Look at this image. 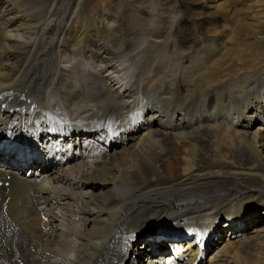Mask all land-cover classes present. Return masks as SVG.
I'll list each match as a JSON object with an SVG mask.
<instances>
[{"label":"bare ground","instance_id":"obj_1","mask_svg":"<svg viewBox=\"0 0 264 264\" xmlns=\"http://www.w3.org/2000/svg\"><path fill=\"white\" fill-rule=\"evenodd\" d=\"M95 1L0 0V264H264V0L174 2L171 73L144 0Z\"/></svg>","mask_w":264,"mask_h":264},{"label":"rangeland","instance_id":"obj_2","mask_svg":"<svg viewBox=\"0 0 264 264\" xmlns=\"http://www.w3.org/2000/svg\"><path fill=\"white\" fill-rule=\"evenodd\" d=\"M121 1L125 5L130 3V0H121ZM178 1H180V0H144V1H142L144 8L151 13V16L148 18V20H149L150 24L155 25V27L152 29V32L147 31V32H144V34H143V32L138 31L137 36L144 39L146 44H144L143 41H141L139 43V46L142 45V47H144V45H145L144 48L139 47V49H145V50H141V51L134 53V55H135L134 61L135 62L142 63V64H144V66H146V67L148 66L147 68L150 67L149 69H157L158 68V71H156V72H164L163 71V69H164L165 71H169L171 73L172 72L171 63H176L179 66L178 56L175 54L176 49L173 50L174 46L172 47V50H173L172 52L170 49L171 47L169 45L165 46L166 48L170 49L169 51H168V49L166 51L165 50L166 48L164 46H163L164 48L162 47V48L155 50L158 53V55H155V56H152V55L156 52L155 51L151 52L152 49L149 46V41H152V40L161 41L162 39L166 40V39H169L172 37V33L174 31V27L176 24V15H177L176 9L174 6V2H178ZM224 2H227V1H224ZM102 5H103L102 1H100V0L95 1L94 3L89 5V7L85 13L86 21L88 23L93 24V27H95L96 22H100L101 24H103L102 17L100 16V11L102 9ZM89 15H91L92 18H90ZM201 18H202V16H200L199 14H193V15L187 17V22L192 23V24H197ZM75 20H76V18H75ZM105 23H107V22H105ZM77 24H80L79 20L77 21ZM101 24H99V25H101ZM199 33L193 31L191 34L192 38H197L198 36H200L201 33L200 34ZM157 34H158V38L153 39L152 37H154V35H157ZM202 34L208 35L210 37L216 36L213 28H210L206 33H202ZM151 43H152V45H154V44H160L161 42L156 43L155 41H152ZM199 44H200V46L197 47V49H200L203 47H207V49H214L215 48V46H212V45L206 46V44L203 42H199ZM85 46H86V51L89 52L91 50L89 44L86 43ZM137 49H138V47H137ZM149 49H151V50H149ZM74 56L75 55L70 54L69 59H73ZM192 56L194 57V55H192ZM77 57H74V58L80 60V57L79 56H77ZM138 57H140V58L138 59ZM141 58H143V59L141 60ZM190 58H192V57H190ZM167 60H168L167 65L163 66L162 63L166 62ZM225 61L228 64V68L226 69L227 72H229L234 67H237L241 72H243L246 69V67L242 63H240L238 60H236L232 56H227L225 58ZM211 62L213 63L214 59H211ZM227 64H226V66H227ZM158 65H160V67ZM61 66L63 67V64ZM176 70H178V68ZM176 70H174V71H176ZM85 71L87 72V70H85ZM248 76L249 75L247 73H245L244 76L241 78V80H244V78L248 77ZM249 79H251V78H249ZM258 125L259 124H257L256 126H258ZM257 205L259 207L263 206L262 204H257ZM258 215H264L263 211L259 212ZM158 227H160V226L154 227L151 232H153ZM143 232H145V233L149 232V229L146 227V229L143 230ZM167 234L178 235L177 233L171 232V231L170 232L168 231ZM225 238H228V236L227 237L225 236ZM211 247L212 248L209 250L206 257H211L212 254L214 253V251H216V248H217L216 245H213Z\"/></svg>","mask_w":264,"mask_h":264}]
</instances>
